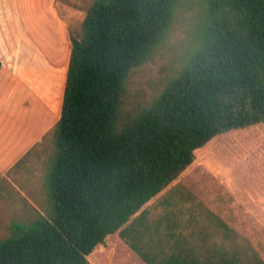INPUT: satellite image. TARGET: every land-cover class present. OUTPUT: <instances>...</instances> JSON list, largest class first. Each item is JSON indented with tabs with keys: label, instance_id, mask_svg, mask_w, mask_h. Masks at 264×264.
Here are the masks:
<instances>
[{
	"label": "trees",
	"instance_id": "trees-1",
	"mask_svg": "<svg viewBox=\"0 0 264 264\" xmlns=\"http://www.w3.org/2000/svg\"><path fill=\"white\" fill-rule=\"evenodd\" d=\"M185 4L193 38L176 75L147 103L127 108L130 73ZM69 40L44 176L52 216L13 224L0 238V264H89L86 256L115 232L146 264H264L249 245L208 244L202 232L193 240L177 219L175 233L154 239L160 231L140 210L194 150L264 121V0H91ZM218 225L226 239L231 230Z\"/></svg>",
	"mask_w": 264,
	"mask_h": 264
},
{
	"label": "rangeland",
	"instance_id": "rangeland-1",
	"mask_svg": "<svg viewBox=\"0 0 264 264\" xmlns=\"http://www.w3.org/2000/svg\"><path fill=\"white\" fill-rule=\"evenodd\" d=\"M90 2L56 1L57 12L67 21L68 32L80 31ZM1 4L2 0L0 10ZM187 5L156 50L130 73L127 108L147 103L176 75L193 38L192 9ZM44 162L46 166L48 161ZM179 176L172 193L163 198L177 203L175 211L182 221V232L192 231L193 240H198L200 232L207 233L208 244L223 241L227 248L238 245L246 250L249 245L264 262V121L217 134L194 150L193 161ZM6 177L9 179L10 175ZM14 187L0 175V238L11 233L13 224L24 222L17 215L22 207V190ZM48 202L45 217L50 219L52 197ZM161 206L164 207L162 202ZM160 214L157 212L156 216ZM218 219L231 230L226 239L221 238L225 230L219 227ZM113 248L118 247L112 243L109 251L102 248V256L111 264H127L126 254L114 253Z\"/></svg>",
	"mask_w": 264,
	"mask_h": 264
},
{
	"label": "crops",
	"instance_id": "crops-1",
	"mask_svg": "<svg viewBox=\"0 0 264 264\" xmlns=\"http://www.w3.org/2000/svg\"><path fill=\"white\" fill-rule=\"evenodd\" d=\"M56 1L2 0L0 10V175L22 190L20 220L46 216L49 205L44 161L52 153L50 132L60 117L70 52L67 21L57 12ZM179 177L140 209L145 224L160 231L154 239L167 238L166 231L175 233L177 203L163 197L172 193ZM115 233L94 247L86 256L88 263L111 264L101 253L114 243V253L126 254L125 263L146 264Z\"/></svg>",
	"mask_w": 264,
	"mask_h": 264
}]
</instances>
